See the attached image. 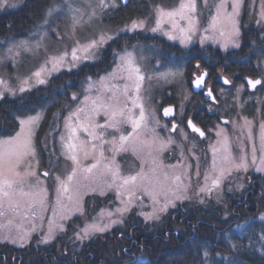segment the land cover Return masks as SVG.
<instances>
[{"label":"rangeland","instance_id":"rangeland-1","mask_svg":"<svg viewBox=\"0 0 264 264\" xmlns=\"http://www.w3.org/2000/svg\"><path fill=\"white\" fill-rule=\"evenodd\" d=\"M27 1L8 0V5L0 8V14L18 11L26 6ZM180 2L181 0H173L170 5L160 3L153 6L152 12L147 15L114 26L110 23V13L119 7L118 0H115V8L111 7L113 0H105L107 6L104 8L100 7V0H55L45 10L42 19L27 32L19 37L0 39V81H3L0 84V93L3 94L0 103L8 98L16 100L29 91L46 87L52 78L81 71L83 66H94L97 71L102 70L99 74L85 75L78 82V89L71 91L69 100L52 116L40 141L38 134L46 110L40 109L19 119L20 129L21 120L38 117L29 125L34 154L25 156L17 169L23 176L22 182L14 185V195L11 198L13 203L20 205L17 212L13 213L8 209V198L0 193L4 212V215H0V243L24 249L31 244L56 243L69 232L72 233L74 242L85 243L121 227L132 212L145 220V215L151 214L154 208L159 209L166 201H172L175 207L170 204L166 212H158L159 220L146 221L158 222L184 202L222 201L229 189L241 190L251 176L264 174L256 171L262 166L261 160L264 159L259 139L264 115L260 103L254 108L252 117L248 114L249 108L241 100L244 90L241 89L235 98L236 103L233 102L230 88L221 92L223 113L227 112L229 122L216 123L204 139L191 133L185 127L187 123L182 128L179 126L173 130L172 125L165 122L161 116V108L170 100L177 106L178 122H184V117H191L187 110L190 104L196 103V99L190 85L202 70L195 68V65L189 68L187 62L165 65L159 46L155 43V40L164 39L172 44H179L185 50L196 46L194 49L199 47L207 51L219 50L223 54L232 53L239 50L244 42V32L256 28L259 34L264 35V0H240L237 16L239 35L232 34V28L227 24L218 23L214 29L210 27L212 17L217 15V8L222 0H195L196 11L191 14L194 28L182 35L179 27L173 28L168 17L161 18L158 12L160 9L165 12L174 10L179 7ZM223 2L225 11L231 13V5L235 0ZM158 19L161 20L159 28ZM133 22L138 25L142 22V26L133 29ZM179 25L188 28L186 20L179 21ZM102 35L106 42L98 48L90 49L88 53L78 52L81 60L76 62V67H72V49L99 40ZM170 36L174 38L170 39ZM108 37L112 39H107ZM22 41H26L27 45H23ZM93 52L94 56L91 55ZM65 53L67 56L64 62L53 68L54 60ZM128 54L133 56L145 76L140 90L145 120L139 129L138 139L126 142L121 148L120 137L132 132L131 125L109 126L110 114H106L99 104L94 111L91 100L99 98L101 103H114L109 97L117 90L122 92L127 83L120 78L118 65L121 57ZM262 55L264 65V54ZM85 56L88 58L84 59ZM41 69V76L36 77L34 73ZM218 75L219 78L225 77L221 71ZM41 79L45 81L42 84L39 83ZM68 85L72 84L69 82ZM21 87L25 89L23 92L20 91ZM74 96L76 99H73ZM120 100L123 106L122 95ZM128 107H131L130 100ZM81 108L84 111L79 112V120L90 118L91 124L95 126L96 138L78 131V142H86L89 155L85 158L83 152L78 151L80 168L77 169V176L70 185V192L62 193L58 191L60 184L57 177L66 180L75 167L65 156L63 145L68 134L65 122ZM139 111V108L134 109L136 116ZM71 123H77V116L72 115ZM15 134L0 136V140L9 139ZM62 137L65 139L62 140ZM241 157L245 158L247 171L232 169L230 174H225L219 188L211 192H199V188L205 184V174L217 175L221 168H231L233 161L239 163ZM97 160L99 165L91 173L82 171ZM213 160L216 161L215 173H212ZM114 172L117 173L115 177ZM137 174H142L145 178L138 177L135 185L121 186L123 178ZM175 175L181 177L180 182L173 183ZM208 183L210 186L211 182ZM69 195L72 196L71 200ZM154 195L158 200L156 204L153 203ZM126 205L129 210L121 214L118 209H124ZM256 219L263 222L264 213ZM114 220L122 222L113 224ZM93 224L107 226V231L94 233L85 239L77 238L84 235L82 229ZM50 227L52 237L44 243ZM13 240L16 242H12ZM263 243L262 241L261 250L264 252Z\"/></svg>","mask_w":264,"mask_h":264},{"label":"trees","instance_id":"trees-1","mask_svg":"<svg viewBox=\"0 0 264 264\" xmlns=\"http://www.w3.org/2000/svg\"><path fill=\"white\" fill-rule=\"evenodd\" d=\"M54 1L28 0L18 11L0 14V39L27 32ZM171 1L150 3L170 5ZM148 8L144 0L131 1L117 15L110 13V23L124 24L143 16ZM259 48L253 47L252 53L263 57ZM210 56L203 63L210 70L219 64L225 68L231 64L227 57L218 61L217 55ZM188 64L194 67L192 62ZM101 71L83 66L81 71L58 75L46 87L29 91L16 100H4L0 103V136L15 134L20 118L45 109L38 134L40 141L52 116L69 100L71 91L78 89V82L85 75ZM256 178L259 191L251 192L245 187L226 191L222 201L184 202L152 223L132 212L121 227L85 243L74 242L69 232L48 245L31 244L24 249L0 245V264H264V221L256 219L264 213V177Z\"/></svg>","mask_w":264,"mask_h":264},{"label":"snow or ice","instance_id":"snow-or-ice-1","mask_svg":"<svg viewBox=\"0 0 264 264\" xmlns=\"http://www.w3.org/2000/svg\"><path fill=\"white\" fill-rule=\"evenodd\" d=\"M8 5V0H0V8ZM107 5L105 4V0H100V7L104 8ZM117 5L115 3V0H113V3L111 4V7L115 8ZM232 12L227 13L225 11V4L222 0V3L217 8V15L212 17L210 27L215 28L218 23H223L230 25L232 28V34L239 35V29L237 27V16L239 15V7H240V0H235V2L231 5ZM196 11V2L195 0H181L179 7L165 12L164 10L160 9L158 10L159 15L161 18L168 17V19L171 21L173 28H180V32L183 35L185 31H192L194 28L193 24V16L191 15ZM49 15L51 14V10H49ZM262 16H264V13H262ZM186 20L188 23V28L185 29L183 27H180L179 21ZM76 22V21H74ZM161 23V20H157V28H159ZM138 26H142L141 24H137L136 22L132 23V28L135 29ZM153 31H156L157 29H152ZM170 39H173L174 37L170 36ZM107 39H112V37H108ZM187 39H190V37H187ZM106 42V38L102 35L99 40H93L90 43L80 46V47H74L71 51V57L72 62L71 66L76 67L78 61L81 60V56H79L77 53L80 51H83L85 53H88L90 49L98 48L99 46L103 45ZM182 42H184L182 40ZM23 45H27L26 41L21 42ZM79 44V42H76ZM235 46L239 47L238 44ZM11 51V49H9ZM92 56L95 55V53H91ZM67 56V53L60 56L59 58H56L53 62V68L56 67V65L61 64L64 62L65 57ZM88 56H85L84 59H87ZM199 65H197V68ZM120 78L127 81V83L124 85L122 92L120 90H117L112 93V96L109 97L110 100L114 101V103H108L104 104L101 103L99 98L91 100V104L93 106V110H96V106L99 104L100 107H103L106 111V114H110V124L111 127H118L121 124H130L132 128V132L129 133L127 136H121L120 137V146L123 148L124 144L128 141H135L138 139L140 133L139 129L141 128L144 120H145V109L144 105L142 103V98L140 96V90L142 82L145 79V76L142 74L141 69L139 66H137L133 56L131 54H128L126 56H122L120 60V64L118 65ZM41 71H37L34 73L36 77L41 76ZM126 74V75H125ZM208 75L207 72H202L198 76L195 77V79L192 81L194 86L196 88H200L202 85H204L205 80L204 78ZM150 79V78H149ZM45 81L43 79L39 80V83H44ZM225 83H229V81L226 79L224 81ZM3 81H0V84H2ZM262 80L256 79V80H248V84L252 88H256L257 85H261ZM6 91H10V89H5ZM25 89L21 87L20 91L23 92ZM130 92H134L135 94H130ZM124 97L123 106H121V100L120 96ZM207 95L209 97L212 96V91L209 89L207 92ZM3 98V94L0 93V99ZM73 99H76L74 96ZM131 102V107H128V101ZM139 108V115L136 116L134 113V109ZM84 109H78L76 113L71 114L68 119L65 122V127L67 129V138L64 143V149H65V156L66 159L71 160L73 165L75 167L72 169L71 173L67 176L66 180H60L59 177H57V180L59 181L60 188L58 191L62 193H69L70 192V185L72 184L74 178L77 176V169L80 168V160L78 158V151L83 152L84 157L87 158L89 153L87 148L85 147L84 141L78 142V131H83L87 133L88 136H91L93 138H96L95 133V126L91 124L90 118L85 121L79 120V112H83ZM173 109L171 107L164 109L165 115L172 114ZM72 115L77 116V123L73 124L71 123ZM38 119V117L29 118L27 120H21L20 121V129L14 136H12L9 139L0 140V177H5L4 179H0V193L6 198H8V209L12 211L13 213L17 212L20 208L19 203H13L12 196L14 195V185L22 182L23 176L17 169L19 168L23 158L28 155L34 154V149L31 142V136L32 131L29 125L33 124L34 121ZM250 123V122H249ZM189 126L192 128L193 132H198L201 136L204 135V133L197 128L191 120L188 121ZM65 139L62 137V140ZM260 150L264 152V124H261V132H260ZM93 148H95V145H93ZM100 156H103V153H100ZM227 159V158H225ZM253 163H255V148L253 149ZM99 165V160H97L96 163L92 164L90 167L83 168L82 171L84 173H91L93 168H97ZM261 167H258L256 171L264 172V159L261 160ZM107 167V166H106ZM248 165L245 163V158L241 157L240 162L237 163L235 161L232 162L231 168L224 169L221 168L219 170V173L217 175H213L211 173L205 174L204 180L205 184L203 187L199 188L200 193L205 192H211L213 189L219 188L222 184V181L225 179V174H230L232 169L240 170L243 169L247 171ZM216 161L213 160L212 163V173L216 172ZM25 175H32V173H25ZM44 175H48V173H44ZM117 173H113V176L115 177ZM141 178L144 179L142 174H137V176H129L122 179L121 186H127L129 184L135 185L137 179ZM87 178V177H85ZM173 183H178L181 180V177L179 175H175L173 178ZM211 182L210 186L208 182ZM231 190V189H229ZM68 198L71 200L72 196L69 195ZM179 198V197H178ZM35 203V202H34ZM42 204L43 201H40ZM59 203V199H58ZM131 201H128V204H130ZM153 203H158V200L156 199V196H153ZM200 203H204L203 200L200 201ZM171 204L172 207H175V204L172 201H166L162 207L159 209L154 208L153 212L151 214L145 215V221L149 220H159L160 217L157 214L158 212H166L169 205ZM32 205H30L31 207ZM3 203L0 202V215H4L3 212ZM129 208L126 205L124 209H118V211L123 214V212L128 211ZM122 221H112L113 224L120 223ZM84 235L78 236V239H85L88 238L90 235L97 233V232H105L107 231V226H97L95 224L88 225L84 229H82ZM52 237V229L49 228V235L44 238V243H47L49 239ZM23 240V237L20 238ZM12 242H16L13 240Z\"/></svg>","mask_w":264,"mask_h":264},{"label":"flooded vegetation","instance_id":"flooded-vegetation-1","mask_svg":"<svg viewBox=\"0 0 264 264\" xmlns=\"http://www.w3.org/2000/svg\"><path fill=\"white\" fill-rule=\"evenodd\" d=\"M119 1V7H117L112 12L116 15L118 14V11L121 8L126 7L131 3V1L136 0H126L124 3L123 0ZM145 3L148 2L149 8L148 12L149 14L152 12L153 6H156L154 4L150 3V0H144ZM159 5V4H157ZM145 15V16H146ZM144 16V15H143ZM138 16L135 18L143 17ZM134 18V19H135ZM252 31L244 32L246 34L243 35V43L239 50H235L232 53H221L219 50H213L210 51L200 49L197 47H192L190 50H185L182 46L175 43L172 44L171 42H168L164 39H158L155 40L156 46H159V50L162 55V60L167 65L168 63L175 62V63H186L189 68H192L188 62H192L195 65V68H197V65H199V69L202 70V72H208L209 78L206 81L205 88L200 91L199 93H194L192 90V83L190 85V90L195 95L196 103L190 104L188 107V112L191 113L189 119L187 117H184V122L182 123L178 122V109L177 106L169 103L167 101L166 105H164L161 108V116L164 118L165 122L168 124H171L174 129H177V127L180 126L182 128L183 124H186V128L193 133L196 137L199 139H204L207 137L209 130L215 126L216 123H228L229 119L227 118V112L225 111L223 113L224 105L221 103V92L224 90H228L230 88L231 92L230 94L234 97V101L236 103L235 98L238 97V94L240 90H244L241 94V100L244 101V104L246 107L249 108L248 114L252 117V113L255 112L254 108H257L260 103L261 104V112L264 115V83L261 85H257L256 88H252L248 84V80H256L261 79L262 82H264V65L262 58L253 55V47H256L259 45V49L264 53V35L261 33L259 34V31L256 30V28L250 29ZM209 53V54H208ZM212 55L218 59V61L223 60L225 57L227 59L231 60V64L228 68H225L223 65L219 64V66H216V69H208L207 67L203 66V63L205 62V57ZM228 55V56H227ZM211 57V56H210ZM226 59V58H225ZM222 63V62H221ZM222 72L225 74V77L219 78V72ZM201 72V73H202ZM198 76V75H196ZM195 76V77H196ZM229 76V77H226ZM228 80L229 83H225V80ZM212 91V96L209 97L207 95L208 90ZM212 98L214 100L212 101ZM169 106H174L176 108L175 115L167 119L163 116V110ZM188 115V114H187ZM227 118V119H226ZM187 119V120H186ZM186 120V122H185ZM191 120L193 124L198 127L203 133L204 136L202 137L198 132H193L191 128L189 127L188 121ZM257 176L264 177V174L254 175L251 176L250 181L247 182L246 188H248L251 192L253 191H259V182L256 178ZM244 187V188H245ZM236 190V189H235ZM8 244V243H0V245Z\"/></svg>","mask_w":264,"mask_h":264},{"label":"water","instance_id":"water-1","mask_svg":"<svg viewBox=\"0 0 264 264\" xmlns=\"http://www.w3.org/2000/svg\"><path fill=\"white\" fill-rule=\"evenodd\" d=\"M124 1V3L126 2V0H123ZM208 73V72H207ZM208 78H209V73H208V75L204 78V80H205V83H204V85H202L200 88H196L195 86H194V84L192 83V90H193V92L194 93H199L200 91H202L204 88H205V84H206V81L208 80ZM214 100V98H212V101ZM169 107H171L172 109H173V112H172V114H170V115H165L164 114V110H163V116L165 117V118H167V119H170V118H172L174 115H175V112H176V108L174 107V106H169ZM169 107H167V108H169ZM190 127V126H189ZM191 128V127H190ZM198 128V127H197ZM191 130H192V128H191ZM199 134V133H198ZM204 136V135H203ZM202 136V137H203Z\"/></svg>","mask_w":264,"mask_h":264}]
</instances>
